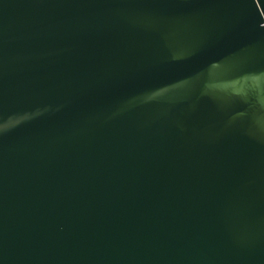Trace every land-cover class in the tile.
Listing matches in <instances>:
<instances>
[{
  "label": "water",
  "instance_id": "obj_1",
  "mask_svg": "<svg viewBox=\"0 0 264 264\" xmlns=\"http://www.w3.org/2000/svg\"><path fill=\"white\" fill-rule=\"evenodd\" d=\"M0 264H264V0H0Z\"/></svg>",
  "mask_w": 264,
  "mask_h": 264
}]
</instances>
